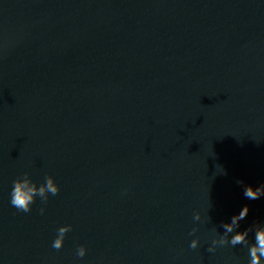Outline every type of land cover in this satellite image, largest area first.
I'll return each mask as SVG.
<instances>
[{"label":"water","instance_id":"obj_1","mask_svg":"<svg viewBox=\"0 0 264 264\" xmlns=\"http://www.w3.org/2000/svg\"><path fill=\"white\" fill-rule=\"evenodd\" d=\"M25 171L60 185L43 213L9 204ZM249 183H264V0H0V264H243L206 247L243 204L264 220Z\"/></svg>","mask_w":264,"mask_h":264},{"label":"clouds","instance_id":"obj_2","mask_svg":"<svg viewBox=\"0 0 264 264\" xmlns=\"http://www.w3.org/2000/svg\"><path fill=\"white\" fill-rule=\"evenodd\" d=\"M220 171H223V169H220ZM237 183H242V181L237 180ZM59 190L60 185L53 175H46L38 183L25 171L15 176L12 180L9 192V204L18 211L27 213L32 210L34 201L39 197L41 201L39 212L43 213L45 211L44 203L47 202L49 196H55ZM242 195L248 200L259 198L264 195V183L256 185L255 187L250 183L244 185ZM208 204L210 207L209 200ZM248 212V204H243L238 211L233 212L230 217L222 220L220 223L222 231L218 232L215 230V234L207 243L206 251L214 252L217 247L222 246L232 248L239 246L246 253V260L243 261V264H264V220L245 223ZM192 218L194 221H201V211H196ZM71 228L72 225L69 223H62L56 228V234L51 241V247L53 249L59 250L63 247L65 236ZM196 231L197 225L194 224L189 230V235H192ZM199 244L200 237L198 235H192L188 247L195 249ZM86 252L87 248L84 244H79L76 247V256L84 257ZM233 264H242V262L236 260L233 261Z\"/></svg>","mask_w":264,"mask_h":264}]
</instances>
